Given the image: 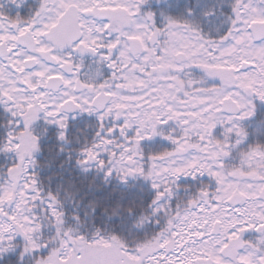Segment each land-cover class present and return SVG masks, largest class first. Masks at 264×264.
I'll return each mask as SVG.
<instances>
[{"label": "snow or ice", "instance_id": "6c2138e0", "mask_svg": "<svg viewBox=\"0 0 264 264\" xmlns=\"http://www.w3.org/2000/svg\"><path fill=\"white\" fill-rule=\"evenodd\" d=\"M0 264H264V0H0Z\"/></svg>", "mask_w": 264, "mask_h": 264}]
</instances>
